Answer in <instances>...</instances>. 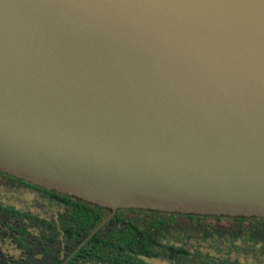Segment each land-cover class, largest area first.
I'll return each mask as SVG.
<instances>
[{
    "label": "water",
    "instance_id": "95a60500",
    "mask_svg": "<svg viewBox=\"0 0 264 264\" xmlns=\"http://www.w3.org/2000/svg\"><path fill=\"white\" fill-rule=\"evenodd\" d=\"M0 171L109 208L264 217V0H0Z\"/></svg>",
    "mask_w": 264,
    "mask_h": 264
},
{
    "label": "trees",
    "instance_id": "16d2710c",
    "mask_svg": "<svg viewBox=\"0 0 264 264\" xmlns=\"http://www.w3.org/2000/svg\"><path fill=\"white\" fill-rule=\"evenodd\" d=\"M23 191L31 204L13 201ZM0 192V264H62L111 213L2 171ZM151 259L264 264V217L120 208L67 264H157Z\"/></svg>",
    "mask_w": 264,
    "mask_h": 264
},
{
    "label": "rangeland",
    "instance_id": "374dc122",
    "mask_svg": "<svg viewBox=\"0 0 264 264\" xmlns=\"http://www.w3.org/2000/svg\"><path fill=\"white\" fill-rule=\"evenodd\" d=\"M16 195L18 196H16V198H14L13 201L17 202V204L26 205V204H31L33 202L32 198L34 197V195L28 191H23L18 194L16 193ZM10 251L14 254L17 253V251L14 248L10 249ZM150 261L157 264H171L168 262H163L161 260H155V259H151Z\"/></svg>",
    "mask_w": 264,
    "mask_h": 264
}]
</instances>
